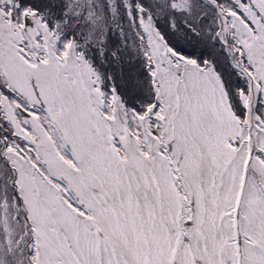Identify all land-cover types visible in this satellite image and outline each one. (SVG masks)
Returning <instances> with one entry per match:
<instances>
[{
    "label": "snow or ice",
    "instance_id": "1",
    "mask_svg": "<svg viewBox=\"0 0 264 264\" xmlns=\"http://www.w3.org/2000/svg\"><path fill=\"white\" fill-rule=\"evenodd\" d=\"M0 264H264V0H0Z\"/></svg>",
    "mask_w": 264,
    "mask_h": 264
}]
</instances>
